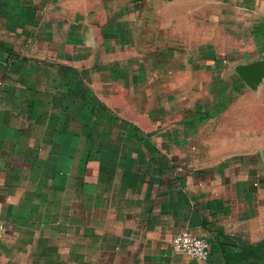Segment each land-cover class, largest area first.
Here are the masks:
<instances>
[{
  "label": "crops",
  "instance_id": "crops-1",
  "mask_svg": "<svg viewBox=\"0 0 264 264\" xmlns=\"http://www.w3.org/2000/svg\"><path fill=\"white\" fill-rule=\"evenodd\" d=\"M56 1L0 34V264H264V0Z\"/></svg>",
  "mask_w": 264,
  "mask_h": 264
},
{
  "label": "rangeland",
  "instance_id": "rangeland-1",
  "mask_svg": "<svg viewBox=\"0 0 264 264\" xmlns=\"http://www.w3.org/2000/svg\"><path fill=\"white\" fill-rule=\"evenodd\" d=\"M56 0H0V34L8 36L9 31L36 27L47 20L55 11ZM44 15V16H43ZM34 30V29H33ZM18 37H12V39Z\"/></svg>",
  "mask_w": 264,
  "mask_h": 264
},
{
  "label": "built area",
  "instance_id": "built-area-1",
  "mask_svg": "<svg viewBox=\"0 0 264 264\" xmlns=\"http://www.w3.org/2000/svg\"><path fill=\"white\" fill-rule=\"evenodd\" d=\"M4 229V224L0 221V231ZM172 249L180 254H185L199 261H205L209 257V241L190 231H182L175 234L171 240Z\"/></svg>",
  "mask_w": 264,
  "mask_h": 264
},
{
  "label": "water",
  "instance_id": "water-1",
  "mask_svg": "<svg viewBox=\"0 0 264 264\" xmlns=\"http://www.w3.org/2000/svg\"><path fill=\"white\" fill-rule=\"evenodd\" d=\"M236 71L250 87H255L264 75V59L237 66Z\"/></svg>",
  "mask_w": 264,
  "mask_h": 264
}]
</instances>
